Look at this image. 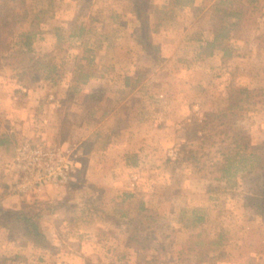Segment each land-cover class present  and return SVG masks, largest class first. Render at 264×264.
Here are the masks:
<instances>
[{
    "label": "rangeland",
    "instance_id": "1",
    "mask_svg": "<svg viewBox=\"0 0 264 264\" xmlns=\"http://www.w3.org/2000/svg\"><path fill=\"white\" fill-rule=\"evenodd\" d=\"M17 1L33 60L0 68V134L67 142L81 168L43 189L78 201L58 250L0 226V264H264V0ZM4 153L0 210L32 203Z\"/></svg>",
    "mask_w": 264,
    "mask_h": 264
},
{
    "label": "trees",
    "instance_id": "2",
    "mask_svg": "<svg viewBox=\"0 0 264 264\" xmlns=\"http://www.w3.org/2000/svg\"><path fill=\"white\" fill-rule=\"evenodd\" d=\"M5 8V15L0 14V68L4 66H12L18 67L21 69L22 73L25 74L28 68V62L32 61V57L29 55L31 51V41L29 38V30L28 26L25 21L23 22L24 15H20L19 10L24 8V3L22 1L17 0H0V13L1 8ZM222 13L226 15H238L237 12L232 13H225L219 9L215 10V13ZM5 16H9L14 22L17 24L18 28L21 29L17 33V36L20 38L19 41V48L17 50L12 51L11 47H9L10 43L8 41L10 36H16L15 32L8 30V21L6 20ZM236 23L234 21L228 22V28H231ZM213 36V43L219 40L220 37L226 36L227 33H218L217 30H214ZM145 42V40H142ZM224 56H230V50L228 51L227 48L221 47ZM151 53V52H150ZM13 60V61H12ZM113 119V116L110 117ZM192 134L196 137L197 130H193ZM95 140L92 142L91 149L93 150H103L109 143L110 136H103L100 134L95 135ZM199 138V137H197ZM13 139L11 135L7 133L0 134V149L4 150V155H13L14 150L12 151ZM240 144H236V147H240ZM14 148V147H13ZM243 150L247 148L246 145L242 146ZM240 149V148H239ZM239 149L236 151L235 154H239ZM242 151V150H241ZM227 156V155H226ZM229 156V155H228ZM240 159H243L242 157ZM231 164L224 168V172L226 175L230 174ZM260 181L262 182V186L256 191L254 196H252L253 201L251 205H253L260 215L264 217V172H261ZM129 195H125L127 198ZM91 212L92 209L88 206L87 208ZM51 210L49 203L47 202H39L34 200L32 203L24 202L19 208H8L5 210H0V226L2 227H13L17 226L23 236H25L28 240H30L34 245H40L42 240L45 239V235L43 234L40 228V218L48 213Z\"/></svg>",
    "mask_w": 264,
    "mask_h": 264
},
{
    "label": "built area",
    "instance_id": "3",
    "mask_svg": "<svg viewBox=\"0 0 264 264\" xmlns=\"http://www.w3.org/2000/svg\"><path fill=\"white\" fill-rule=\"evenodd\" d=\"M11 191L17 195L64 187L81 168L79 153L67 142L25 141L14 148L6 164Z\"/></svg>",
    "mask_w": 264,
    "mask_h": 264
},
{
    "label": "crops",
    "instance_id": "4",
    "mask_svg": "<svg viewBox=\"0 0 264 264\" xmlns=\"http://www.w3.org/2000/svg\"><path fill=\"white\" fill-rule=\"evenodd\" d=\"M10 200H11L12 205H15V206L17 205V203L20 202L18 199H15L14 196L12 197V199L10 197ZM34 200H37L39 202H47L49 203L51 207V210L48 213L44 214L40 218L39 222H40V228L43 234L45 235L46 245L48 246L46 248H51V249L56 250L57 249L55 247L56 243H54V241L56 242L57 238H60L59 230L66 228L67 227L66 223H68V221H70L71 218L75 217L76 208L73 203L78 202V201H75L73 198L63 193H61L60 195H47L46 190L40 191V193L36 194ZM16 208H19V207L17 206ZM85 210L82 209L83 212ZM86 211H85V214L89 215V212L86 213ZM126 231L127 230L125 231L123 230V232H126ZM55 235H58V236H55ZM30 246L33 248H37V249H46L44 247L45 244H41V245L31 244Z\"/></svg>",
    "mask_w": 264,
    "mask_h": 264
}]
</instances>
